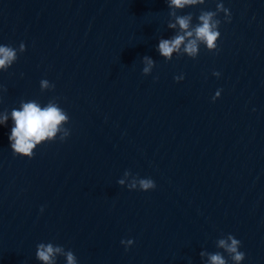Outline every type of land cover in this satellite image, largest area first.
Listing matches in <instances>:
<instances>
[{"label":"water","instance_id":"95a60500","mask_svg":"<svg viewBox=\"0 0 264 264\" xmlns=\"http://www.w3.org/2000/svg\"><path fill=\"white\" fill-rule=\"evenodd\" d=\"M217 2L180 14L195 24ZM222 2L219 52L168 61L167 0H0V44L27 49L0 71V112L58 97L71 130L30 159L0 125V264H42L41 242L79 264H204L228 234L242 264H264V0ZM127 170L157 187L119 185Z\"/></svg>","mask_w":264,"mask_h":264},{"label":"clouds","instance_id":"9594fccd","mask_svg":"<svg viewBox=\"0 0 264 264\" xmlns=\"http://www.w3.org/2000/svg\"><path fill=\"white\" fill-rule=\"evenodd\" d=\"M206 0H167L170 20L168 29L175 30V35L171 38H161L158 44V52L166 60L171 61L175 56L181 57L187 55L196 59L201 51V46H205L209 52H219V41L221 39L220 27L222 22L230 23L232 13L226 8L222 0H218L216 9L204 10L195 19L194 14H180L184 9L192 6L204 5ZM224 14V21L219 19L220 14ZM26 45L22 42L19 47L0 44V71H8L12 65L17 62L19 55L26 51ZM145 76L150 75L156 66V61L150 56L142 58ZM213 75L220 77L219 71H214ZM185 77L179 75L174 77L180 82ZM158 79V77L156 78ZM42 91L54 90L55 85L47 79L40 81ZM0 91L6 92L7 89L0 85ZM221 90H218L212 98L213 102L221 96ZM0 103H3V97L0 96ZM13 122L9 140L11 148L15 155L33 158L38 146L53 142L59 139L66 141L71 135V130L66 127L70 123V116L59 104V98L54 97L46 105H41L37 100H21L19 108H13L9 115L7 110L0 112V125H6L9 119ZM121 186H127L129 190H154L157 185L151 178H141L138 174L133 175L131 170L124 173V178L118 181ZM44 208H41V212ZM126 249L134 244V240H122ZM216 247L223 251L208 252L201 251L200 257L204 264H242L246 258V253L241 251L242 242L234 235L228 234L226 237L216 241ZM227 253V257L224 255ZM58 257H65L66 264H79L78 258L72 250H66L63 246L48 243H38L36 246V259L42 264H57Z\"/></svg>","mask_w":264,"mask_h":264}]
</instances>
